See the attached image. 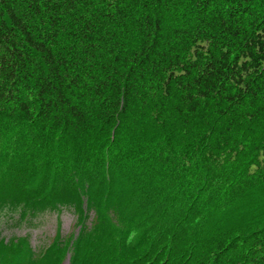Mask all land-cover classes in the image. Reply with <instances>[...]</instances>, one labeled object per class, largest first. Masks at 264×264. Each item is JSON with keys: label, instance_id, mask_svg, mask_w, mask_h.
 I'll list each match as a JSON object with an SVG mask.
<instances>
[{"label": "trees", "instance_id": "obj_1", "mask_svg": "<svg viewBox=\"0 0 264 264\" xmlns=\"http://www.w3.org/2000/svg\"><path fill=\"white\" fill-rule=\"evenodd\" d=\"M46 214L0 264H264V0H0V217Z\"/></svg>", "mask_w": 264, "mask_h": 264}, {"label": "rangeland", "instance_id": "obj_2", "mask_svg": "<svg viewBox=\"0 0 264 264\" xmlns=\"http://www.w3.org/2000/svg\"><path fill=\"white\" fill-rule=\"evenodd\" d=\"M60 230L63 233H68L72 225L71 217L65 212L61 213L59 216ZM56 216L54 214H46L41 219L39 223L35 226H27L21 223L16 224L17 220L0 217V236L5 239H10L12 237L19 238L25 234H29L32 245L37 247L46 243V241L52 237L56 230Z\"/></svg>", "mask_w": 264, "mask_h": 264}, {"label": "water", "instance_id": "obj_3", "mask_svg": "<svg viewBox=\"0 0 264 264\" xmlns=\"http://www.w3.org/2000/svg\"><path fill=\"white\" fill-rule=\"evenodd\" d=\"M64 264H68V256H66V259L64 261Z\"/></svg>", "mask_w": 264, "mask_h": 264}]
</instances>
